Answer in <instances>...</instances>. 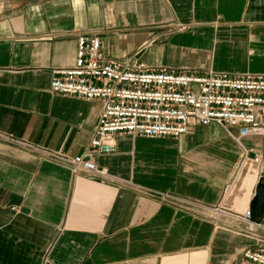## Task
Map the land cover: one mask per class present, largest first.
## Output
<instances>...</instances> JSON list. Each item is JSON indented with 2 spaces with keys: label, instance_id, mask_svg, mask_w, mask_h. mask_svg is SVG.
<instances>
[{
  "label": "crops",
  "instance_id": "crops-1",
  "mask_svg": "<svg viewBox=\"0 0 264 264\" xmlns=\"http://www.w3.org/2000/svg\"><path fill=\"white\" fill-rule=\"evenodd\" d=\"M0 3V133L69 157L90 148L102 110L51 91L78 36L152 69L264 75V0ZM237 136L217 123L176 139L121 134L116 153L93 157L114 181L0 142V264H251L239 253L264 247V215L234 230L186 205L250 210L264 136Z\"/></svg>",
  "mask_w": 264,
  "mask_h": 264
},
{
  "label": "built area",
  "instance_id": "built-area-1",
  "mask_svg": "<svg viewBox=\"0 0 264 264\" xmlns=\"http://www.w3.org/2000/svg\"><path fill=\"white\" fill-rule=\"evenodd\" d=\"M3 9L0 3V14ZM102 48L97 35L78 36L73 66L52 72L54 94L102 103L88 150L69 157L2 133L0 142L66 165L75 177L114 181L109 169L97 165L93 157L116 153L121 134L176 139L197 126L217 123L237 127L235 139L239 144L244 137L264 136V75L152 69L133 59L106 57ZM255 161L261 162V156L257 155ZM186 205L227 229L251 230L254 225L249 209L241 212L222 204ZM239 254L246 262L264 264V247L242 249Z\"/></svg>",
  "mask_w": 264,
  "mask_h": 264
},
{
  "label": "water",
  "instance_id": "water-1",
  "mask_svg": "<svg viewBox=\"0 0 264 264\" xmlns=\"http://www.w3.org/2000/svg\"><path fill=\"white\" fill-rule=\"evenodd\" d=\"M264 175L260 178L250 205L251 218L258 220L264 215Z\"/></svg>",
  "mask_w": 264,
  "mask_h": 264
}]
</instances>
